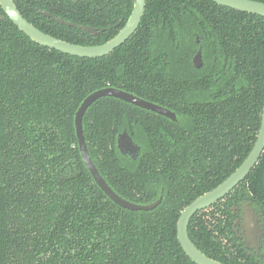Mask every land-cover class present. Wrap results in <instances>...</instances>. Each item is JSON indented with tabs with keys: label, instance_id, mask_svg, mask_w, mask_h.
Returning a JSON list of instances; mask_svg holds the SVG:
<instances>
[{
	"label": "trees",
	"instance_id": "trees-1",
	"mask_svg": "<svg viewBox=\"0 0 264 264\" xmlns=\"http://www.w3.org/2000/svg\"><path fill=\"white\" fill-rule=\"evenodd\" d=\"M71 1V2H70ZM14 0L47 34L86 45L38 11L89 24L111 39L134 0ZM264 3V0H253ZM93 4V5H92ZM0 13L3 11L0 7ZM0 19V264H195L177 236L182 211L225 181L252 151L264 107V18L211 0H147L136 33L110 55L79 58L43 47ZM202 53V67L193 59ZM116 88L172 111L177 121L115 98L83 119L90 156L130 211L102 191L83 162L75 117L92 93ZM127 132L140 147L123 155ZM264 208V152L245 181L190 222L192 242L223 264H255L229 241L231 206ZM260 204H263L260 205ZM225 238L226 244L221 242Z\"/></svg>",
	"mask_w": 264,
	"mask_h": 264
},
{
	"label": "water",
	"instance_id": "water-1",
	"mask_svg": "<svg viewBox=\"0 0 264 264\" xmlns=\"http://www.w3.org/2000/svg\"><path fill=\"white\" fill-rule=\"evenodd\" d=\"M211 1L227 8H231L240 12L258 15L264 18V3L261 2H256L253 0H211ZM0 7L3 11V14L7 16L12 21V23L16 27H18V29L21 32H23L35 43L43 47H47L71 56H75L79 58L97 59L110 55L114 50L121 47L134 35V33L138 30L141 24L142 18L144 17L145 9H146V0H135L133 11L126 25L114 38H112L107 43L99 46L76 45L56 39L50 35L45 34L44 32L37 29L33 24H31L22 16V14L19 12L18 8L16 7V5L12 0H0ZM3 14L0 13V19H4ZM194 65L196 68L202 67L201 51H199L196 57L194 58ZM107 97L125 101L141 109L149 110L159 115L168 117L174 121L176 120V116L168 109L147 102L125 91L115 88H106L90 94L81 104L75 117L76 133H77L79 149L82 155L83 162L86 165L87 169L90 171L97 185L102 189V191L116 205L124 209H128L130 211H145V212L154 210L161 204L162 198H160L158 201L150 205H137L127 200H124L123 198L118 196L107 185V183L98 172L96 166L94 165L90 157L84 136L83 119L87 110L96 101ZM119 148L123 152L138 151V148L132 144V140L130 139L129 136H127V134L121 137L119 142ZM263 152H264V107L262 111L261 126L257 136V140L248 157L244 160V162L240 165V167L237 168L235 172L232 173L225 181H223L213 190L198 197L190 205H188L181 213L177 225L178 240L184 252L195 264H223V263L206 256L192 242L188 233L191 220L200 211H204L212 207L217 202L225 198L240 183H242L248 177L252 169L256 166ZM244 231L246 232L245 235L248 241H251V236L253 235V229L249 226V224H247L246 229H244Z\"/></svg>",
	"mask_w": 264,
	"mask_h": 264
},
{
	"label": "flooded vegetation",
	"instance_id": "flooded-vegetation-1",
	"mask_svg": "<svg viewBox=\"0 0 264 264\" xmlns=\"http://www.w3.org/2000/svg\"><path fill=\"white\" fill-rule=\"evenodd\" d=\"M14 2V0H12ZM60 3L63 1H69V0H57ZM135 1V0H134ZM147 1V0H146ZM71 2V1H70ZM75 4H80L79 0L77 1H73ZM15 4V2H14ZM16 5V4H15ZM93 5V4H92ZM79 9L76 10V13H79V11L81 10V4L79 5ZM17 7V5H16ZM18 8V7H17ZM134 8V5H133ZM19 10V9H18ZM133 11V9H132ZM20 12V11H19ZM21 13V12H20ZM38 13L42 16L45 17L46 19H48L53 25H55L57 28V26L60 27H68L71 29H75L77 30L79 33H81V35L85 36L86 39V45L85 46H99V45H103L105 43H107L108 41H110L112 38H114L121 30L122 28L126 25V23L128 22V20L126 21V23L118 30V32L109 40L103 42V43H98L99 42V38H101V41H103L104 37L103 35H105V33L107 31H110V29H106V28H101L98 26L99 24V18H100V11L97 7V4L95 6H93L91 8V11H89L88 13H90V19L87 20V22L89 24H77L74 23L72 21H68L67 19H65L64 17L62 18L57 17L55 15H53V13L51 11H46V10H39ZM132 13V12H131ZM140 27V26H139ZM37 28V27H36ZM39 29V28H37ZM40 31H42L41 29H39ZM44 32V31H42ZM45 34H47L46 32H44ZM136 33V32H135ZM134 33V34H135ZM49 35V34H47ZM51 36V35H50ZM53 37V36H52ZM55 38V37H54ZM57 39V38H56ZM60 40V39H59ZM84 46V45H81ZM202 54V53H201ZM196 57V56H195ZM194 57V58H195ZM193 64H194V59H193ZM195 66V65H194ZM116 89V88H115ZM120 90V89H119ZM130 94V93H129ZM137 97V96H136ZM139 98V97H138ZM141 99V98H140ZM146 101V100H145ZM149 102V101H147ZM152 103V102H150ZM154 104V103H153ZM159 106V105H158ZM162 107V106H161ZM165 108V107H163ZM167 109V108H165ZM145 110V109H143ZM169 110V109H168ZM88 111V110H87ZM149 111V110H147ZM170 111V110H169ZM151 112V111H150ZM172 112V111H171ZM87 113V112H86ZM154 113V112H153ZM173 113V112H172ZM157 114V113H156ZM159 115V114H158ZM175 115V114H174ZM162 116V115H161ZM176 116V115H175ZM165 117V116H164ZM168 118V117H166ZM170 119V118H168ZM172 120V119H170ZM174 121V120H172ZM177 121V117L175 122ZM84 130V129H83ZM128 133L127 132H123L122 134L119 135L118 138V149L120 150V152L123 155H129L132 158H136L140 152V147L134 143L133 139L130 137V139L132 140V144L138 148L137 152L131 151V152H123L120 148H119V142L120 139L123 135H125ZM85 136V135H84ZM86 141V139H85ZM87 145V143H86ZM88 148V147H87ZM89 151V150H88ZM90 154V153H89ZM91 157V156H90ZM92 159V158H91ZM93 161V160H92ZM94 163V162H93ZM95 165V163H94ZM257 165V164H256ZM96 166V165H95ZM97 168V167H96ZM255 168V167H254ZM253 168V169H254ZM252 169V170H253ZM98 170V169H97ZM99 172V171H98ZM251 173V172H250ZM101 175V174H100ZM249 176V175H248ZM103 178V177H102ZM104 179V178H103ZM247 179V178H246ZM245 179V180H246ZM105 180V179H104ZM244 180V181H245ZM106 182V181H105ZM107 183V182H106ZM108 185V184H107ZM240 185V184H239ZM238 185V186H239ZM109 186V185H108ZM237 186V187H238ZM110 187V186H109ZM111 188V187H110ZM112 189V188H111ZM113 190V189H112ZM114 191V190H113ZM234 191V190H233ZM115 192V191H114ZM116 193V192H115ZM117 194V193H116ZM118 195V194H117ZM119 196V195H118ZM122 198V197H121ZM160 198H162L163 201V196H160ZM159 198V199H160ZM158 199V200H159ZM224 199V198H223ZM222 199V200H223ZM125 200V199H124ZM157 200V201H158ZM221 201V200H220ZM155 203V202H154ZM162 203V202H161ZM218 203V202H217ZM216 203V204H217ZM153 204V203H151ZM259 203L256 202L255 200H252L251 197H242L240 198L239 202L234 203L233 206H231V210H232V215H231V226H232V231L234 233L235 237H231L229 239L230 243L232 245H237L240 249H242L246 255L248 257H250L255 264H264V208L260 207L258 205ZM138 205V204H137ZM150 205V204H148ZM263 206V204H260ZM214 206V205H213ZM212 206V207H213ZM211 208V207H210ZM208 208V209H210ZM156 209V208H155ZM207 210V209H206ZM247 224H249V226L253 229V235L251 236V241H248L247 237H246V232L244 231V229H246ZM221 242H223L224 244H226V239L223 238L221 240Z\"/></svg>",
	"mask_w": 264,
	"mask_h": 264
}]
</instances>
